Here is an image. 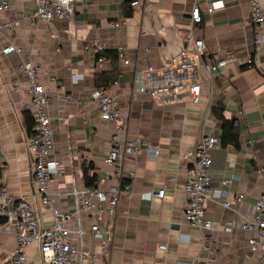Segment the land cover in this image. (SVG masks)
Returning <instances> with one entry per match:
<instances>
[{
    "label": "crops",
    "instance_id": "0c3cea01",
    "mask_svg": "<svg viewBox=\"0 0 264 264\" xmlns=\"http://www.w3.org/2000/svg\"><path fill=\"white\" fill-rule=\"evenodd\" d=\"M127 1L82 0L73 17L63 22L24 20L34 10V0H11L9 9L0 13V22L19 21L18 27L0 34V183L15 201L30 206L42 227L51 225L50 212L41 207L32 182V156L24 142L33 118L28 85L19 66L31 62L40 69L38 82L48 95L51 157L59 163L58 175L48 185L51 206L61 211L72 208L73 200L66 193L86 188L82 170L88 165L101 189L116 184L112 168L104 163L113 124L100 120L90 99L98 89L94 76L116 68L118 79L109 91L118 99L126 124L122 137H144L158 153H143L124 163L121 187L128 186L131 195L120 197L115 218L83 214L85 264H198L208 255L204 245L215 253L212 264H264V256L246 246L250 233L230 229L232 223L251 220L254 203L264 195V27L256 31L244 25L249 0H141L136 7ZM214 1H223L225 7L208 14L206 7ZM195 4L202 23L191 29L189 14ZM114 23L120 26L113 28ZM191 31L205 43L206 64L230 54L238 62L219 69L211 79L200 71L198 104L183 99L157 105L149 96L138 94L137 79L144 78L149 67L162 68L184 47ZM256 34L261 39L257 46L253 44ZM94 39L103 51H115L114 63L106 59L98 66L94 48L82 50ZM8 44L21 47L22 53L3 54ZM118 47L123 50L120 55ZM249 58L250 67L246 65ZM67 95L70 102L65 100ZM218 105L224 109L223 116L235 123L239 147L220 146L211 153V188L228 198L212 193L207 200L205 216L213 229L204 233L192 229L184 218L182 187L191 162L180 152L193 149L204 136L220 141L222 125L211 112ZM224 180L231 182L222 186ZM158 190H164L160 201L147 199ZM240 194L242 202L232 208L221 206ZM95 223L103 227L102 240L90 235ZM15 246L12 234H0V249L9 254L7 259L12 252H6ZM25 254L31 264H43L37 246L28 247Z\"/></svg>",
    "mask_w": 264,
    "mask_h": 264
},
{
    "label": "built area",
    "instance_id": "2783aa9c",
    "mask_svg": "<svg viewBox=\"0 0 264 264\" xmlns=\"http://www.w3.org/2000/svg\"><path fill=\"white\" fill-rule=\"evenodd\" d=\"M141 0H131L132 7L139 6ZM35 8L30 15L23 17L29 22H63L70 20L75 11V6L82 0H34ZM11 0H0V13L9 9ZM223 1H214L207 5L206 11L212 14L217 10L224 9ZM191 29L202 23L200 8L195 4L190 11ZM254 30L264 27V13L261 0H249V17L244 23ZM19 26V21L0 22V34L11 31ZM119 23L112 24L118 28ZM92 28H95L93 25ZM190 29V30H191ZM261 42L260 36L255 35L253 44L257 46ZM94 48L96 54H102L103 47L99 40L94 39L90 45L83 46L87 51ZM122 48H117L120 55ZM3 54L22 53V48L8 44L2 49ZM207 52L202 39L193 35L192 31L185 45L178 53L165 62L162 68L154 70L149 67L144 78L137 79L135 91L138 94L149 96L157 105H166L181 102L186 99L192 104H198L201 92L200 71H205L207 78L216 74L219 69L233 66L238 62L234 54L224 58H216L211 65L206 64ZM106 61L99 57L96 61L98 66ZM126 64L128 62H125ZM253 61L249 58L246 62L248 67ZM21 74L28 85V94L31 98L33 129L25 137V146L32 156L31 175L32 182L39 194L40 205L50 212L51 225L48 228L41 226L34 212L22 201H15L8 193L5 185L0 183V234H12L16 246L10 255L11 264H31L25 254L28 247L37 246L43 264H85L86 252L84 249L85 231L82 227V216L89 212L97 217L106 214L115 218L120 197L130 196L128 186L122 190L121 182L124 177V163L133 160L143 153L158 152L144 137L123 138L122 134L126 124L121 118L118 99L106 89H96L90 95V99L99 113L102 122L113 124V133L109 142V151L104 163L113 170V178L116 184L107 189H101L97 183L95 187L85 189H73L66 193L72 202V208L61 211L51 206V194L48 185L54 176H57L56 168L59 163L53 158V130L51 120L47 113L48 95L46 90L39 84L38 75L40 69L31 62H23L19 66ZM57 86L60 83L56 80ZM67 95L65 100L71 101ZM220 147V141L211 136H204L198 140L193 149L180 152V156L190 160L191 166L187 171L186 180L182 190L185 195L186 205L184 218L192 229L208 233L213 229V224L205 216V204L214 192L211 188L212 178L210 169L212 166L211 153ZM78 155V154H77ZM230 180H224L222 186H228ZM213 195L228 198V194L218 191ZM164 196V190H158L147 196L148 200L160 201ZM243 195L234 196L230 201L221 202L223 208H232L233 205L242 202ZM264 195L260 196L252 207L253 218L245 223L230 224V229L235 228L250 233L246 238V246L253 253L259 252L264 256ZM90 235L95 240L104 237L103 227L95 223L90 227ZM204 240H207L205 238ZM160 249H164L161 246ZM207 258L198 264H212L215 261V253L207 245L203 246Z\"/></svg>",
    "mask_w": 264,
    "mask_h": 264
},
{
    "label": "trees",
    "instance_id": "16d2710c",
    "mask_svg": "<svg viewBox=\"0 0 264 264\" xmlns=\"http://www.w3.org/2000/svg\"><path fill=\"white\" fill-rule=\"evenodd\" d=\"M130 3V0L127 1ZM104 57L107 60H110L111 63L116 61L117 55L115 51H103L102 54H97L96 58ZM118 79V71L116 68H113L110 72H102L98 73L94 76V84L96 88L106 89L109 88L116 82ZM223 107L222 106H215L211 109L213 117L221 122V136H220V146H232L234 149H238L239 147V134L238 129L234 122L227 120L223 116ZM31 119L28 117L27 120ZM30 121V120H29ZM33 129V121L29 122L27 125V132L28 134L31 133ZM93 168L91 165L83 167L82 176L85 182L86 188L95 187L96 186V177L92 172ZM0 180H1V169H0ZM0 223L2 221L0 220Z\"/></svg>",
    "mask_w": 264,
    "mask_h": 264
},
{
    "label": "rangeland",
    "instance_id": "374dc122",
    "mask_svg": "<svg viewBox=\"0 0 264 264\" xmlns=\"http://www.w3.org/2000/svg\"><path fill=\"white\" fill-rule=\"evenodd\" d=\"M12 250V249H11ZM11 250H8L6 253H10L12 252ZM3 253V254H2ZM11 254V253H10ZM7 257H9V254H4L3 250L0 249V264H11L10 260L7 259Z\"/></svg>",
    "mask_w": 264,
    "mask_h": 264
}]
</instances>
